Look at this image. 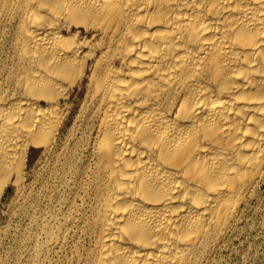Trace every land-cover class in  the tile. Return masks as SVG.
Segmentation results:
<instances>
[{"label":"bare ground","instance_id":"bare-ground-1","mask_svg":"<svg viewBox=\"0 0 264 264\" xmlns=\"http://www.w3.org/2000/svg\"><path fill=\"white\" fill-rule=\"evenodd\" d=\"M0 59V201L32 150L53 180L24 263H213L264 183V0H0Z\"/></svg>","mask_w":264,"mask_h":264},{"label":"rangeland","instance_id":"rangeland-1","mask_svg":"<svg viewBox=\"0 0 264 264\" xmlns=\"http://www.w3.org/2000/svg\"><path fill=\"white\" fill-rule=\"evenodd\" d=\"M8 66L10 64L7 60L0 59V70ZM84 93L85 90L78 100L76 93L72 95L70 103L74 104V110L69 121H72L79 110ZM41 154L42 149L40 151L32 150L29 153L27 176L29 189L27 188L26 192H33L34 195L32 194V197L27 199L28 202L22 200L17 203L14 200L15 187L12 185L5 190L0 201V264H26L24 262H26V252L30 243L28 240L33 232L28 213L32 214L31 205H35V209L46 207L40 195L38 198L37 195L41 193L43 185L46 187L53 181L50 180L48 170L41 167L39 160ZM26 238L28 239L26 240ZM215 255L211 264H264V183L260 186L256 196L245 206L238 231Z\"/></svg>","mask_w":264,"mask_h":264}]
</instances>
